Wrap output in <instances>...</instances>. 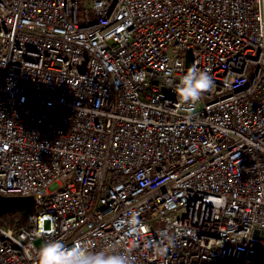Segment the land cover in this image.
Listing matches in <instances>:
<instances>
[{
    "label": "built area",
    "instance_id": "1",
    "mask_svg": "<svg viewBox=\"0 0 264 264\" xmlns=\"http://www.w3.org/2000/svg\"><path fill=\"white\" fill-rule=\"evenodd\" d=\"M81 4L0 0V195L33 200L0 264H264V0Z\"/></svg>",
    "mask_w": 264,
    "mask_h": 264
},
{
    "label": "clouds",
    "instance_id": "2",
    "mask_svg": "<svg viewBox=\"0 0 264 264\" xmlns=\"http://www.w3.org/2000/svg\"><path fill=\"white\" fill-rule=\"evenodd\" d=\"M214 86L207 72L191 66L183 76L178 92L183 103L195 104ZM39 264H130V260L123 254L92 252L81 243L73 244L69 248L57 240L42 247L39 253Z\"/></svg>",
    "mask_w": 264,
    "mask_h": 264
},
{
    "label": "water",
    "instance_id": "3",
    "mask_svg": "<svg viewBox=\"0 0 264 264\" xmlns=\"http://www.w3.org/2000/svg\"><path fill=\"white\" fill-rule=\"evenodd\" d=\"M190 62V52L187 51L185 55L186 68L190 66ZM32 202L33 200L31 197L0 195V218L14 210L30 207L32 205Z\"/></svg>",
    "mask_w": 264,
    "mask_h": 264
},
{
    "label": "trees",
    "instance_id": "4",
    "mask_svg": "<svg viewBox=\"0 0 264 264\" xmlns=\"http://www.w3.org/2000/svg\"><path fill=\"white\" fill-rule=\"evenodd\" d=\"M30 213V207L14 210L8 213L7 215L1 217L3 226L6 228H18L25 224L27 217Z\"/></svg>",
    "mask_w": 264,
    "mask_h": 264
},
{
    "label": "rangeland",
    "instance_id": "5",
    "mask_svg": "<svg viewBox=\"0 0 264 264\" xmlns=\"http://www.w3.org/2000/svg\"><path fill=\"white\" fill-rule=\"evenodd\" d=\"M81 3H82V6L85 7V8H89V6H87L86 4H88V0H80ZM86 3V4H85ZM44 228L47 230L49 228V224L46 222L44 224Z\"/></svg>",
    "mask_w": 264,
    "mask_h": 264
}]
</instances>
